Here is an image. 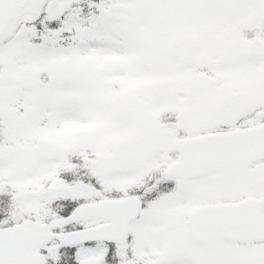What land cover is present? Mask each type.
<instances>
[{
	"label": "snow or ice",
	"instance_id": "snow-or-ice-1",
	"mask_svg": "<svg viewBox=\"0 0 264 264\" xmlns=\"http://www.w3.org/2000/svg\"><path fill=\"white\" fill-rule=\"evenodd\" d=\"M0 264H264V0H0Z\"/></svg>",
	"mask_w": 264,
	"mask_h": 264
}]
</instances>
